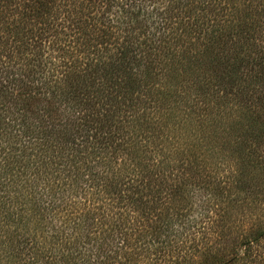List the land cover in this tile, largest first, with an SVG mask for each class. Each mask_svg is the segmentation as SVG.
<instances>
[{"label": "trees", "instance_id": "trees-1", "mask_svg": "<svg viewBox=\"0 0 264 264\" xmlns=\"http://www.w3.org/2000/svg\"><path fill=\"white\" fill-rule=\"evenodd\" d=\"M237 1L0 0V264H264V0Z\"/></svg>", "mask_w": 264, "mask_h": 264}, {"label": "rangeland", "instance_id": "rangeland-1", "mask_svg": "<svg viewBox=\"0 0 264 264\" xmlns=\"http://www.w3.org/2000/svg\"><path fill=\"white\" fill-rule=\"evenodd\" d=\"M239 0L237 1L238 4ZM233 112L236 114V110H233ZM209 121V120H208ZM210 123V121H209ZM231 123H229V125H231ZM203 127H205V129H210L209 125L207 124H202ZM230 133V134H229ZM225 137H227L226 139L223 138L222 144H220L221 146V150H217V153H213L212 154V160L211 163L212 165H214L215 163V175L214 173L212 174L211 180L212 181H216V183H219V181H221L220 183L222 185H227L229 187L230 183L232 182V180L234 179V175L243 172L244 168H241L242 165H244L245 161L242 157H240V155H238V152L236 150V145L235 143L232 141V137H233V132H230L228 130L227 134L225 135ZM225 140H231L230 142H225ZM230 146V151L224 150L225 146ZM210 175V173H209ZM215 179H214V178ZM201 191V195H199L197 197V199H195V203L196 205H204V209L207 211H212L213 209H215L216 204H219L220 202V198L216 199L215 196H211L210 195V190H197L196 192H200ZM196 208V210H200L199 207L194 206ZM208 212H204V215H206Z\"/></svg>", "mask_w": 264, "mask_h": 264}]
</instances>
